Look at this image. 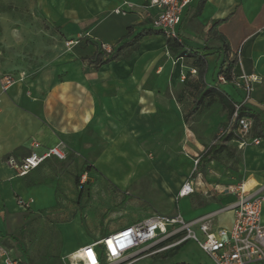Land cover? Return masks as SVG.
<instances>
[{
  "label": "crops",
  "instance_id": "1",
  "mask_svg": "<svg viewBox=\"0 0 264 264\" xmlns=\"http://www.w3.org/2000/svg\"><path fill=\"white\" fill-rule=\"evenodd\" d=\"M146 2L0 0V242L11 255L14 250L6 245L8 228L5 219L14 218L18 214L21 208L16 203L18 199L26 202L32 200L27 211L21 209L25 211L24 214L36 217L35 221L33 218L28 222L30 230L33 225L39 228L40 218L37 214L41 215V211L55 204L58 174H52L57 161L48 159L27 176L20 178L8 166V160L20 162L30 152L41 154L58 143L63 145L67 158L78 154L87 144L84 140L86 130L101 131L105 128L106 134L109 130L113 135V122L116 118L146 111V106L153 102L154 97L163 95L168 81L173 78L175 65L189 62L190 59L186 58L174 60L161 35L144 37L137 50L128 58L123 56L126 50L123 49L120 52L122 60L99 70L84 60L92 55L95 46L84 45L82 42L67 45L89 38L109 53L140 32L151 31L150 22L141 8ZM198 2L190 1L177 27L184 47L206 56L208 71L210 64L213 67V80L215 68L220 65V71L228 61L235 58L240 61L243 73L264 81V0H206L201 13L196 15ZM120 8L124 15L114 14ZM225 19L224 23L211 30L213 24ZM55 28L57 31L52 34L51 29ZM215 32L228 42L227 54ZM101 40H104L103 43H100ZM22 57H28L29 60L18 64ZM3 74H11L16 79L6 93L1 91ZM205 78L209 82L207 75ZM207 82V86H218L233 102H238L236 96L239 93L230 84L218 83L217 79L216 85H208ZM223 86H227V90ZM254 105L249 108L259 113L264 121L261 114L264 113V104ZM106 141H109L107 135ZM113 141L110 139L111 143ZM34 142L41 147L32 149ZM111 143L103 152L105 161L96 160L94 164L104 172L107 171L110 177L120 176L119 172L124 169L123 163L119 162L120 153L125 149H122L121 144ZM257 147L264 154V141L244 150H249L246 154L253 157L250 149ZM249 159L247 157V163ZM154 166L158 170L155 174L161 175L156 181L159 190L172 199L175 189L179 187L176 197L181 185L189 177L188 174L176 173L168 178L162 173L165 168L163 165L155 162ZM250 170L248 168L246 174L241 171H224L220 179H216L218 183L208 188L211 191L209 197L215 198L219 204H227L232 198L226 197V187L244 178L263 184L264 176L252 174ZM238 177L241 178L239 181L236 180ZM194 185L195 194L191 198L203 191L201 182L195 180ZM202 194L206 196L207 192L204 190ZM196 206L198 203L193 207ZM215 208V204L208 207L211 211ZM116 230L112 228L107 234ZM97 232L96 238H102L100 231ZM87 244L64 245L63 252H77ZM22 257L26 261L24 253ZM29 257L28 254V261Z\"/></svg>",
  "mask_w": 264,
  "mask_h": 264
},
{
  "label": "rangeland",
  "instance_id": "2",
  "mask_svg": "<svg viewBox=\"0 0 264 264\" xmlns=\"http://www.w3.org/2000/svg\"><path fill=\"white\" fill-rule=\"evenodd\" d=\"M55 31L57 28L51 29L52 34ZM103 41L101 40L100 43ZM123 52V56L127 57L132 55L133 50L126 49ZM28 60V57L19 58L18 64L27 63ZM189 62L184 61L175 65L173 78L168 81L163 95L154 97L153 102L146 106V111L116 118L113 122V135L109 130L106 134L105 128L101 131L88 129L84 138L87 144H84L78 154L69 155L66 161L60 163L53 159L57 161L55 172L52 173L58 174L57 196L54 205L41 211V215L37 214L40 218V227L35 228L36 225H33L34 229L30 230L28 222L33 218L35 221L36 217L24 214L25 211L22 212L21 208L26 211L28 208L22 206H19L21 208L17 211L16 217L5 219L8 228L6 245L14 250L12 258L19 260L20 264H77L76 259L72 258L77 255L76 250L65 254L64 245L89 244L97 239V230L102 237L112 228H122L153 214L170 216L180 211L188 220L210 212L208 207L211 204H215L214 210H216L222 205L215 198L209 197L211 191L208 188L218 183L216 179L219 180L226 170L229 173L241 171L246 174L250 168V173L264 176V154L261 153V148L250 149L252 157L246 154L249 150L245 152L244 149L254 146L239 148L237 141L227 144L231 156L223 154L219 162L205 163L203 170L198 171L195 162L224 128L227 123V111L215 100L199 112L193 115L187 114L199 90L197 74L192 72ZM209 68L210 71L207 70L206 73L209 82L205 78V83L216 85L215 80L220 65L213 72L214 80L211 78L212 64ZM177 69L179 73L175 77ZM224 88L227 90V86ZM237 91L239 93H236L237 101H240L244 93ZM254 103L258 106L264 104V81H259L257 78L246 106L248 108L255 106ZM121 107L126 106H114V108ZM261 114L264 118V113ZM101 125L103 126L102 123ZM109 127L111 128V123ZM106 135L109 138L108 142ZM250 135L252 136L251 132ZM110 139L114 140L115 144H121L122 149H125L120 153L119 162L123 163L124 167L119 172L120 176L110 177L107 171L105 173L94 164L96 160L102 161L106 158L103 152L110 146ZM247 157L250 158L248 163ZM235 160H239V163ZM155 162L165 167L162 173L168 178L176 173L179 175L186 173L190 176L196 169L192 179L203 184V191L193 198L177 202L175 193L178 187L170 199L157 187L156 181L161 175L155 174L158 172L154 166ZM82 175H86V179L79 192V181L75 185L74 178L78 177L80 180ZM240 179V177L236 178L237 181ZM204 190L207 192L206 196L202 194ZM199 201V205L193 207ZM202 204L204 206H200ZM231 221V214L223 212L213 219L212 227H225L230 225ZM179 248L178 251L175 249L166 251L168 254L176 252L168 260L156 261L155 256L147 255L148 252H145L124 264L182 262L212 264L193 242H187ZM22 253L26 255V261L23 260ZM161 255L162 253L158 254Z\"/></svg>",
  "mask_w": 264,
  "mask_h": 264
},
{
  "label": "built area",
  "instance_id": "3",
  "mask_svg": "<svg viewBox=\"0 0 264 264\" xmlns=\"http://www.w3.org/2000/svg\"><path fill=\"white\" fill-rule=\"evenodd\" d=\"M191 0H147L141 6L144 16L150 22V29L165 39L180 42L177 27L181 23L183 11ZM131 8L128 4H124ZM114 14L124 15L117 9ZM77 45V41L67 43ZM241 68L240 61H237ZM226 65L223 67L225 68ZM222 69V68H221ZM195 73L194 70H192ZM256 77L241 73L227 81L223 75L217 76V82L230 84L235 90L243 91L240 101L234 103V112L230 122L220 131L216 138L229 132L237 136L239 148L257 146L259 140L250 135L252 123L247 119L238 120L239 109L246 106L253 92ZM16 82L11 74L1 76V91L6 93ZM236 124V129L232 130ZM41 145L34 142L32 149ZM67 154L61 143L47 148L43 153L30 152L20 162L8 160V166L17 177H25L48 159L64 162ZM197 164V160L195 165ZM181 185L176 201L190 198L195 194L193 173ZM86 175L79 180L82 189ZM225 194L232 200L220 203L222 206L214 211L203 213L192 219H185L180 211L174 215L153 214L144 217L131 225L124 226L104 235L79 248L77 264H124L138 258L141 254L156 256L175 249L187 242H193L211 260L212 264H264V183L244 178L234 185L226 187ZM32 200H17V205L29 208ZM232 215L229 227H212L213 219L220 213ZM1 264H20L12 258L8 249L0 242ZM74 261V262H75ZM76 264V263H75Z\"/></svg>",
  "mask_w": 264,
  "mask_h": 264
},
{
  "label": "trees",
  "instance_id": "4",
  "mask_svg": "<svg viewBox=\"0 0 264 264\" xmlns=\"http://www.w3.org/2000/svg\"><path fill=\"white\" fill-rule=\"evenodd\" d=\"M205 2L206 0H199L198 6L196 8V15L201 13L202 7L205 4ZM225 21L226 19L220 20L216 24H213L211 30H213V28H215L218 24L224 23ZM146 36H160V34L152 31H142L139 34H137L134 38H132L129 41L123 42L117 49L111 50L109 53L102 50L100 46H98L95 42H93L89 38L79 39L77 41V45L82 42L84 45L95 46V51L92 53V55L84 58V60L87 61L90 65H93V67L96 70H99L103 66H106L112 62H117L122 60L123 58H121L120 52L123 49H132L133 51H136L139 42ZM216 36L218 39L222 41L223 44L222 49L227 54L229 51L228 42L222 35L216 33ZM165 47L167 51L170 53V56L174 60L181 58L190 59L192 61L191 68L192 70L195 71V74H197V82L199 85V90L197 91L194 97L193 105L190 108V110L187 112V114L193 115L199 112L202 108L210 106L212 103L215 102V100H217L218 103L221 104L227 111V123L230 122L232 114L234 112L235 102H233L229 98V96L218 86H207V84L205 83V76L208 70L206 56L197 53L193 49L187 50L184 47V45L181 42H178L177 40L165 39ZM241 73L242 71L237 63V59L232 58L230 61L227 62L225 68L220 69L218 74L223 75L227 81H230L232 77H238L241 75ZM240 119H247L248 121H250L252 123V127H251L252 137L258 139L259 141H264V122L260 117L259 113L253 111L247 106H243L239 109L238 112V120ZM226 124L224 125V127L226 126ZM235 129H236V124L235 126H233L232 130ZM236 138L237 136L233 134V132H229L228 134L220 138H215L214 142L198 156L197 164H196L198 171L200 172L203 170L205 163L219 162L223 154H228L231 156L232 154L230 153L227 144L229 142L236 141ZM235 161L236 163H239V160H235ZM78 181H79L78 177L77 178L75 177L74 178L75 185H77ZM199 203L200 201L198 202V205ZM200 206H203V204ZM132 223H129L125 226L131 225ZM179 247L175 248V250L178 251L180 249ZM175 253L176 252L172 254H168L165 252L161 256L156 255L155 259L156 261L168 260L171 259ZM175 264H187V263L182 262Z\"/></svg>",
  "mask_w": 264,
  "mask_h": 264
},
{
  "label": "bare ground",
  "instance_id": "5",
  "mask_svg": "<svg viewBox=\"0 0 264 264\" xmlns=\"http://www.w3.org/2000/svg\"><path fill=\"white\" fill-rule=\"evenodd\" d=\"M77 255H78V254H77ZM77 255H76L75 257H72V258H74V259L78 258ZM71 264H72V263H71Z\"/></svg>",
  "mask_w": 264,
  "mask_h": 264
}]
</instances>
